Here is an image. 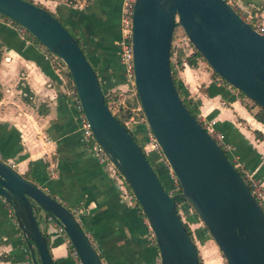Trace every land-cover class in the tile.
I'll use <instances>...</instances> for the list:
<instances>
[{"label": "water", "instance_id": "water-1", "mask_svg": "<svg viewBox=\"0 0 264 264\" xmlns=\"http://www.w3.org/2000/svg\"><path fill=\"white\" fill-rule=\"evenodd\" d=\"M0 15L21 25L64 64L94 140L142 210L159 264H199L176 198L187 201L226 264H264V212L182 103L169 67L178 26L219 79L264 109V35L222 0L133 1V87L144 123L180 187L168 194L140 144L109 112L96 72L56 17L26 0H0ZM0 197L11 208L33 264H54L35 207L62 227L80 264H103L72 212L1 159Z\"/></svg>", "mask_w": 264, "mask_h": 264}, {"label": "crops", "instance_id": "crops-1", "mask_svg": "<svg viewBox=\"0 0 264 264\" xmlns=\"http://www.w3.org/2000/svg\"><path fill=\"white\" fill-rule=\"evenodd\" d=\"M237 1V8H249L264 26V0ZM40 3L66 26L76 29L103 93L132 88L118 59L121 0ZM0 43V159L75 211L103 264H159L144 215L126 186L112 169L99 164L81 138L79 114L65 70L45 59L39 45L1 17ZM176 82L197 114L213 121L214 128L223 134L230 145L229 161L264 189V123L253 117V111L240 102L231 87L200 63L195 67L184 64ZM127 128L143 140V122L129 121ZM145 154L169 184L158 155ZM185 208L178 212L192 230L196 225ZM45 222L39 228L46 235L54 264H73L65 238L54 224ZM0 264H33L11 208L1 197Z\"/></svg>", "mask_w": 264, "mask_h": 264}, {"label": "built area", "instance_id": "built-area-1", "mask_svg": "<svg viewBox=\"0 0 264 264\" xmlns=\"http://www.w3.org/2000/svg\"><path fill=\"white\" fill-rule=\"evenodd\" d=\"M133 1L134 0H121V13H120V20H119L120 35H119V38L117 40L118 59H119V62L124 69L125 74L128 77H130L132 85H133V78H132V52H131V14H132ZM222 1H224L227 5H229L231 8H233L234 11L241 17V19H243L252 29H254L259 34L264 35V26L256 19L255 13H251V12L244 11V10L237 8V5H235L234 0H222ZM32 3H34V2H32ZM6 20L10 24H12L15 27V29L17 30V32L20 33L21 35H24L28 38L30 36L31 38H33L29 34V32L26 31L21 25L15 23L14 21H12L8 18ZM42 49H43V53H44L43 57L45 59L51 60L53 62V65L56 68H61V69H64L66 71L64 64L62 63V61L58 57H56L53 53L46 50L43 46H42ZM71 93H72V98H73L76 110L79 114L81 138H82L83 142L85 143V146L87 147V149L89 151H91L96 156L99 164H101L103 166H107L110 169H112L113 173L120 179L121 183L123 184V179L120 176V174L118 173L116 167L109 160L106 153L99 147L97 142L94 140L92 133H91V130H90V127H89V124L81 112L80 105H79V102L77 100L74 87L72 88ZM106 94L107 93H104V95H106ZM123 100H124V98H120V96H118L115 99L108 100L107 102H105V104H106L109 112L111 114L115 115V113H118L119 110L124 106ZM136 109H140V108L137 107ZM195 117H196L197 121L201 124V126L204 128V130L207 132V134L215 141V143L220 147V149L225 153V155L228 158V152L230 150V145L224 140L223 134L214 128L213 121L205 120L199 114H197ZM129 121H133V120L130 118ZM129 121L125 122L126 127H127V123ZM140 122L144 123L143 117L140 120ZM145 127H146V125H145ZM141 147H142V150L144 151V153H148L150 151V152H153L157 155H158V153L161 154L158 143L156 142L152 133L147 129V127H146V130L144 133V140L141 142ZM158 161L160 163H162V165L164 167L168 166L164 157L162 160H160L158 157ZM233 166L235 167V165H233ZM50 174L53 175L54 171H51ZM242 174H243V179L249 188V191L251 192V194L253 195V197L257 201L258 205L260 206V208L264 212V189L261 187L258 180H256L255 178L251 177L250 175H248L246 173L242 172ZM167 192H168V194L177 193L176 190L171 191L169 189L167 190ZM71 212L74 215L75 211L73 210ZM179 216H180V214H179ZM44 219H45V221L54 224L57 232L60 233L65 238L66 242H68L66 236L64 235L62 227L54 221V219L51 215L45 214ZM150 232H151V230H150ZM151 235H152V233H151ZM71 256L73 258H77L76 253L74 252L73 249L71 251ZM78 263H79V261H78Z\"/></svg>", "mask_w": 264, "mask_h": 264}, {"label": "rangeland", "instance_id": "rangeland-1", "mask_svg": "<svg viewBox=\"0 0 264 264\" xmlns=\"http://www.w3.org/2000/svg\"><path fill=\"white\" fill-rule=\"evenodd\" d=\"M55 1L59 2V3L67 4V5H73V4H75L77 2V0H55ZM32 2H34V4H40L42 7H44L40 3V0H32ZM234 3H238V1L234 0ZM242 9H244V10H246L248 12H251V10H249V8H242ZM62 24H64V23L62 22ZM171 50H172V54L169 57V61L173 65L174 76L177 79V72L182 68V67H179L178 64H176L177 58L180 61H183L188 55H190L194 51V48L188 42L185 34L181 30V28L178 27V26L173 31L172 40H171ZM197 63H200L204 69H207L210 72L212 71L209 68V66L207 65V63L203 59H197ZM197 63H196V65H197ZM229 87H231V86H229ZM232 91L234 92V94L238 97L240 102L247 109L252 110L253 113L258 110V106L256 104L254 105V102L252 100H250L249 98H247L244 95L238 94V91L236 89H234V88H232ZM125 92L133 93L134 92V87L132 86V88L130 90L125 89L124 91L114 90V93H116L117 95L121 93L122 96L120 95V98L126 97V93ZM137 107H139V105ZM138 143L141 146V142H138ZM158 157H159L160 160L163 159V156L160 153H158ZM147 159L150 162V159L148 157H147ZM165 168H166V170L168 172L169 181H170L169 185L167 187H168L169 190L175 191L178 188V184H177V182L175 180V177L172 174V172H171V170H170V168L168 166H165ZM183 206L186 207L185 209L187 210V213L190 216L189 218H191L193 223H194V225H196V226H193L192 230H190L189 226H188V228H189V230L191 232V238L193 240V243H194V245H195V247L197 249V254H198V257H199V264H211V263L212 264H226L224 259H223V257H222V255H221V253H220V251L218 250V248L215 245V243L211 240V238H210L208 232L206 231L205 227L203 226L201 221L198 219L196 214L192 211V209L188 206V204L186 202L182 201L180 204L177 205V211H180V213H181ZM35 213H36V219L38 221V224L42 228L43 224L46 223L45 219L43 217V212L41 210H37L35 208ZM182 218H183V220L185 222L186 220H185L183 215H182ZM47 224L51 225V223H47ZM195 234H196V236H195ZM67 244H68V242H67Z\"/></svg>", "mask_w": 264, "mask_h": 264}, {"label": "trees", "instance_id": "trees-1", "mask_svg": "<svg viewBox=\"0 0 264 264\" xmlns=\"http://www.w3.org/2000/svg\"><path fill=\"white\" fill-rule=\"evenodd\" d=\"M26 1L32 3V0H26ZM35 5H37V6H41L40 4H35ZM41 7H42V6H41ZM43 8H44V7H43ZM51 14H52V13H51ZM52 15H53V14H52ZM53 16H54V15H53ZM0 17L3 18V19H7V18L4 17L3 15H0ZM55 17H56V16H55ZM56 19L62 24L63 21H62L60 18L56 17ZM63 23H64V22H63ZM62 25H63V26H64V27L70 32V34L73 36V38L75 39L76 43L78 44V46L80 47L81 51H82L83 54H84V51H83V49H82V47H81L80 38L78 37V34H77L76 29L71 28V27H69V26H66L65 23L62 24ZM29 38H30L31 42H33L34 44L39 45V46L42 48V45H41L37 40L31 38L30 36H29ZM1 47H2V44L0 43V57H1ZM171 54H172V50H171V46H170L169 57L171 56ZM84 55H85V54H84ZM85 57H86V56H85ZM197 59H202V57H201V56H200V55L194 50V51H193L190 55H188L183 61H180V60L177 58V60H176V64H178L179 67H183L184 64L187 65V66H189V67H195V66H196V63H197ZM169 67H170V74H171L172 81H173V83H174V85H175L176 91H177V93H178V95H179V97H180L182 103L185 105V107L187 108V110H188L193 116H196V114H197V110L195 109V107L193 106V104L190 102V100L183 96V92H182L181 89L178 87V84H177V82H176V78H175V76H174L173 65L171 64L170 61H169ZM93 69H94V71H95V68H94V67H93ZM211 74L217 77L216 73H214L213 71H211ZM65 75H66V77H68V79L71 81V79H70V77H69L67 71H65ZM221 81H222V80H221ZM223 82H224V81H223ZM70 83H71V87L73 88L72 81H71ZM224 83H225V82H224ZM225 84H226V83H225ZM231 88H233V87H231ZM125 93H126V97H124V100H123V102H124V106L119 110L118 113H115V115H114L115 118L118 120V122H119L120 124H122L123 126H125V122L129 121L130 118H131L133 121H138V120H141L142 117H143V115H142V111H141L140 109H136L137 106L139 105V103H138V98H137V96H136V94H135V91H134L133 93H131V92H129V93L125 92ZM132 94H133V95H132ZM238 94H240V95H244V94H242V93L239 92V91H238ZM120 95H121V93L117 95L116 93H114V91H112V92H108L106 95H103V97H104V102H107L108 100H111V99H115V98H117V97L120 96ZM121 96H122V95H121ZM132 96H133V97H132ZM244 96H245V95H244ZM254 105H255V103H254ZM132 109H133V110H132ZM253 117H254L257 121L264 123V109L258 107V110H257L256 112L253 113ZM125 128H126V126H125ZM127 130L130 132V134L132 135V137H133V139H134L135 141H138V142L140 141V142H142V141L144 140V138H143L142 141L136 139V138L133 136V134L131 133V131H130L128 128H127ZM141 148H142V147H141ZM152 167H153V166H152ZM235 168L237 169L238 173L243 177L242 171H241L238 167H235ZM153 170H154L155 173L157 174V172H156V170H155L154 167H153ZM157 176H158L159 180L161 181V183H162L164 189H165V190H168V187H167V186H168L169 184L166 183L164 180H162L161 177H160L158 174H157ZM25 179H26V178H25ZM122 179H123V178H122ZM27 180H28V179H27ZM123 184L126 186L128 192L130 193L132 199L134 200L135 205L137 206L138 210L140 211L141 214H143L141 208L139 207L138 203H137L136 200L134 199V197H133V195H132L130 189L128 188V186H127V184H126V182H125L124 180H123ZM177 184H178V182H177ZM176 192H177V193L180 192L179 184H178V188H177ZM182 201H184V202L187 203V201H186L184 198H176V209H177V205H178L180 202H182ZM187 204H188V203H187ZM188 206L190 207L189 204H188ZM35 208H36V207H35ZM190 208H191V207H190ZM36 209H37V208H36ZM191 209H192V208H191ZM192 211H193V209H192ZM193 212H194V211H193ZM194 213H195V212H194ZM183 224H184L186 230L188 231L189 235L191 236V232H190V230H189L187 224L184 223V222H183ZM43 235H44L45 240H46V243H47L46 235H45L44 233H43ZM153 240H154V239H153ZM154 245H155V242H154ZM67 247H68V249H69V255L71 256L72 247H71V245L69 244V242H68V244H67ZM155 248H156V245H155ZM156 250H157V249H156ZM98 256H99V255H98ZM71 258H72V262H73V264H79L77 258H73L72 256H71ZM198 263H199V257H198Z\"/></svg>", "mask_w": 264, "mask_h": 264}]
</instances>
